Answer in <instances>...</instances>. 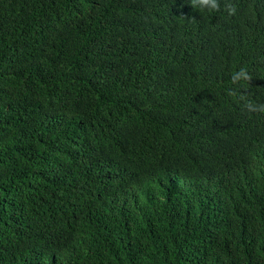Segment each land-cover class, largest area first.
<instances>
[{"label":"trees","instance_id":"obj_1","mask_svg":"<svg viewBox=\"0 0 264 264\" xmlns=\"http://www.w3.org/2000/svg\"><path fill=\"white\" fill-rule=\"evenodd\" d=\"M0 0V264H264V0Z\"/></svg>","mask_w":264,"mask_h":264},{"label":"clouds","instance_id":"obj_2","mask_svg":"<svg viewBox=\"0 0 264 264\" xmlns=\"http://www.w3.org/2000/svg\"><path fill=\"white\" fill-rule=\"evenodd\" d=\"M192 3L201 11L212 12L219 7L218 0H192Z\"/></svg>","mask_w":264,"mask_h":264}]
</instances>
